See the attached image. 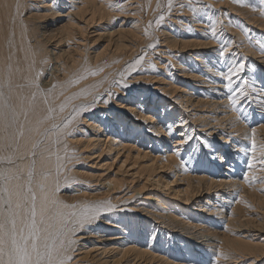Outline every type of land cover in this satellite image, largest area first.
I'll return each instance as SVG.
<instances>
[{"label": "bare ground", "instance_id": "6f19581e", "mask_svg": "<svg viewBox=\"0 0 264 264\" xmlns=\"http://www.w3.org/2000/svg\"><path fill=\"white\" fill-rule=\"evenodd\" d=\"M51 4L59 11L48 0H0V83L10 81L5 96L28 113L9 129L25 128L21 183L25 154L44 141L32 178L37 209L39 185L51 191L56 181V198L76 211L113 206L78 231L71 264H264V0ZM237 62L245 69L234 85L244 87L243 77L256 93L237 91L233 108L220 73ZM98 93L68 129L52 128ZM90 157L103 159L96 172L81 166Z\"/></svg>", "mask_w": 264, "mask_h": 264}, {"label": "snow or ice", "instance_id": "6c2138e0", "mask_svg": "<svg viewBox=\"0 0 264 264\" xmlns=\"http://www.w3.org/2000/svg\"><path fill=\"white\" fill-rule=\"evenodd\" d=\"M48 2L52 11H59L58 6L51 4V0ZM171 2L172 0H169V8ZM192 11L195 12V9L193 8ZM163 19L164 17L161 15L156 23L159 24ZM215 31L213 26V35H215ZM256 43L260 44V41H256ZM148 47L154 48L155 45L150 44ZM261 51H264V44H261ZM219 55L224 57L225 50L221 49ZM143 58V56L138 57L131 67L140 64ZM244 69L245 64L237 62L220 73V83L224 89H227V99L233 108L239 102L237 91L239 96L245 100L249 95L256 93L255 84L251 85V91H249V82L243 77L240 79L244 87H241L239 83L234 85V79L240 76ZM40 74L38 73L37 76ZM96 74V72H92V75ZM83 78L81 77V79ZM73 82H78V80ZM5 86H10V81L7 85L0 83V131L4 133L3 136H0V264H71L78 231L83 230L93 221H98L101 214L111 211L113 206L110 203L100 202L94 206L84 205L80 211H76L80 206L62 203L56 198L55 194L59 191V181H56L55 187L51 191L46 190L43 184L39 185L42 196L40 197L39 210L37 209L38 197L32 187V178L36 164V150L41 147L44 141H33L30 152L25 154L30 155L32 159L27 171V182L21 183L23 169L16 161L24 159V156H17L16 153L20 151L19 140L25 136V128L23 124H20L17 133H10L9 129L17 124L21 115L27 119L28 113L24 109L17 111L9 102L10 98L6 97L3 91ZM124 86L127 87L126 84ZM35 87L39 89V84H35ZM54 87L55 85H53ZM107 95L110 97L112 93L109 91ZM260 95L264 97V88L261 89ZM35 96L36 94L32 93V100H35ZM97 102H99V93L93 96L89 103L74 107L72 114L65 118L62 126L54 124L52 128L68 129L81 112L94 108ZM102 102L108 103L109 101L103 100ZM66 106V104H61L60 111L63 112ZM261 106L264 107V100L261 101ZM48 111L51 112L52 109H48ZM237 119L240 117L238 116ZM27 131L31 133L33 129L29 128ZM35 131L39 132L38 129ZM40 135L47 138V130ZM66 135H71V132H67ZM55 142L60 143L59 139ZM186 142L182 137L181 143ZM179 154V149H177L176 155ZM66 158L70 160L74 157ZM56 159L58 161L56 171L59 176L63 167L59 161L63 158L57 154ZM3 165H8V167H2ZM47 178L46 175L45 179ZM244 179L250 181L247 175ZM255 179V177H251V180ZM72 182L79 183L75 180ZM193 264L196 262L193 261Z\"/></svg>", "mask_w": 264, "mask_h": 264}, {"label": "rangeland", "instance_id": "374dc122", "mask_svg": "<svg viewBox=\"0 0 264 264\" xmlns=\"http://www.w3.org/2000/svg\"><path fill=\"white\" fill-rule=\"evenodd\" d=\"M239 55V54H238ZM244 63V62H243ZM129 120V119H128ZM229 157L230 156H232V154L229 152V155H228ZM102 159V158H101ZM100 159V161L98 160V159H94L93 157L91 158H89L88 160H86L85 162H82L81 163V166L83 167V169H85L86 171H91V172H96V171H98L99 169V165L97 166V164L96 163H102L103 162V159L101 160ZM116 163V161L114 162V166L112 167V170H115L116 168V165L117 164H115ZM120 164V163H119ZM96 170V171H95Z\"/></svg>", "mask_w": 264, "mask_h": 264}]
</instances>
